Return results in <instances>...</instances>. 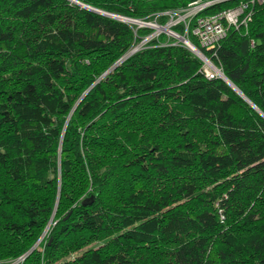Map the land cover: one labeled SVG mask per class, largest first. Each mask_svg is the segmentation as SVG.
I'll return each instance as SVG.
<instances>
[{
    "label": "trees",
    "instance_id": "1",
    "mask_svg": "<svg viewBox=\"0 0 264 264\" xmlns=\"http://www.w3.org/2000/svg\"><path fill=\"white\" fill-rule=\"evenodd\" d=\"M75 1L0 0V264H264V4L200 48L253 107L80 5L164 24L194 0Z\"/></svg>",
    "mask_w": 264,
    "mask_h": 264
},
{
    "label": "built area",
    "instance_id": "2",
    "mask_svg": "<svg viewBox=\"0 0 264 264\" xmlns=\"http://www.w3.org/2000/svg\"><path fill=\"white\" fill-rule=\"evenodd\" d=\"M220 1L223 0H194L186 7L179 10H167L159 12L156 14V17L160 15L167 17L166 22L161 25H157L155 20L143 21L118 15L117 16L119 20L135 23L139 27H150L147 25V23L155 22L153 24L155 25L154 27L156 28V32L153 31L151 34L144 37L140 42L142 45L152 38H157L158 35L163 32L167 35V41L169 39H176L177 42L183 43V40L178 41L177 38L184 37V41L193 47V53L201 61V70L204 75L207 78L221 77L222 72L219 66L215 65L212 60L201 51V49L211 53L212 56H216L215 49L219 46L221 40L226 36L228 28H246L251 19L253 7L255 5L264 4V0H240L238 4L232 7L213 13L202 14L203 11L207 10L209 7ZM177 24H181L183 27L182 36L177 35L173 31L174 26ZM189 34H191L196 39L199 47L193 45L189 41ZM172 44H174V42H172ZM137 49L139 48L135 46L131 51L134 52ZM22 261L23 256L11 261L8 264H20Z\"/></svg>",
    "mask_w": 264,
    "mask_h": 264
},
{
    "label": "rangeland",
    "instance_id": "3",
    "mask_svg": "<svg viewBox=\"0 0 264 264\" xmlns=\"http://www.w3.org/2000/svg\"><path fill=\"white\" fill-rule=\"evenodd\" d=\"M103 12V11H102ZM106 13V12H105ZM107 14H109V13H107ZM103 15H106V14H103ZM111 15H113V14H111ZM110 15V16H111ZM107 16H109V15H107ZM114 16V15H113ZM112 17V16H111ZM153 23H155V22H153ZM157 25H159V23H157ZM161 25V24H160ZM163 26V25H162ZM149 28H151V27H149ZM154 32H156V28L154 27V28H151ZM173 31L177 34V35H179V36H182L183 35V33H180V32H177V31H175L174 29H173ZM159 32V31H158ZM164 33V32H163ZM161 34V33H160ZM165 34V33H164ZM141 43L139 42L137 45H136V47L137 48H140L141 47ZM134 48V47H133ZM132 48V49H133ZM131 49V50H132ZM46 231H47V228L45 229V231H43L42 232V234H41V236L39 237V239L37 240V242H36V244H38V243H40L41 242V240H43L44 238H45V236H46ZM98 244H99V241L97 240V239H93V240H91V241H89V243H87L83 248H88V247H97L98 246ZM22 263V262H21ZM20 263V264H21Z\"/></svg>",
    "mask_w": 264,
    "mask_h": 264
},
{
    "label": "water",
    "instance_id": "4",
    "mask_svg": "<svg viewBox=\"0 0 264 264\" xmlns=\"http://www.w3.org/2000/svg\"><path fill=\"white\" fill-rule=\"evenodd\" d=\"M73 1V0H72ZM75 1V0H74ZM76 2V1H75ZM76 3H78V2H76ZM79 4V3H78ZM81 6H83V7H85V8H87V9H90V10H93V11H95V12H98V13H101V14H106V15H111V14H107V13H105V12H102V11H100V10H97V9H94V8H91V7H89V6H85V5H82V4H80ZM112 17H114V18H117L118 19V16L117 15H111ZM177 40L178 41H181V40H183V43L193 52V47L189 44V43H187L186 41H184V37H181V38H177ZM132 52V51H131ZM222 78H224V76H223V74H222V76H221ZM224 80H226L230 85H231V87H233V89H235L236 91H237V93H239L240 94V96L241 97H243V99H245L247 102H249L252 106H253V104L245 97V96H243V94L230 82V81H228L227 79H225L224 78ZM254 107V106H253Z\"/></svg>",
    "mask_w": 264,
    "mask_h": 264
},
{
    "label": "bare ground",
    "instance_id": "5",
    "mask_svg": "<svg viewBox=\"0 0 264 264\" xmlns=\"http://www.w3.org/2000/svg\"><path fill=\"white\" fill-rule=\"evenodd\" d=\"M147 25H149L150 27H154L155 26L153 23H147Z\"/></svg>",
    "mask_w": 264,
    "mask_h": 264
}]
</instances>
